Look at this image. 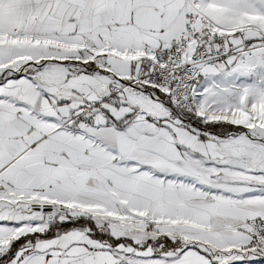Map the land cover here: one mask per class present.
<instances>
[{"label": "snow or ice", "instance_id": "snow-or-ice-1", "mask_svg": "<svg viewBox=\"0 0 264 264\" xmlns=\"http://www.w3.org/2000/svg\"><path fill=\"white\" fill-rule=\"evenodd\" d=\"M0 264H264V0H0Z\"/></svg>", "mask_w": 264, "mask_h": 264}]
</instances>
